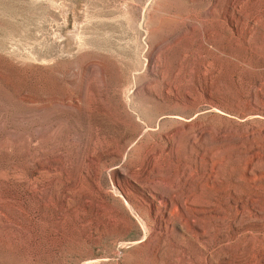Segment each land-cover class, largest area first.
<instances>
[{"label": "rangeland", "instance_id": "obj_1", "mask_svg": "<svg viewBox=\"0 0 264 264\" xmlns=\"http://www.w3.org/2000/svg\"><path fill=\"white\" fill-rule=\"evenodd\" d=\"M0 264H264V0H0Z\"/></svg>", "mask_w": 264, "mask_h": 264}]
</instances>
